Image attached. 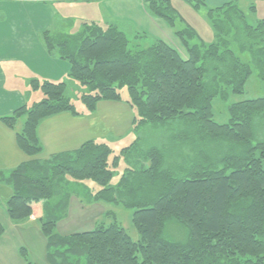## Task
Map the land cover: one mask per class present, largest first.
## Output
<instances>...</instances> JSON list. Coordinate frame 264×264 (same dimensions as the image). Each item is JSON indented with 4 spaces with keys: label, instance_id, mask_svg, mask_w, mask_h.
<instances>
[{
    "label": "trees",
    "instance_id": "16d2710c",
    "mask_svg": "<svg viewBox=\"0 0 264 264\" xmlns=\"http://www.w3.org/2000/svg\"><path fill=\"white\" fill-rule=\"evenodd\" d=\"M144 1L149 13L174 31L186 58L161 39L134 51L127 34L112 24L85 23L74 34L44 33L46 50L70 70L63 82L32 80L31 91H41L43 99L0 119L14 130L24 118L17 142L33 159L0 173V184L13 191L8 216L16 224L32 216L40 221L48 264H264V97L229 105L226 123L217 122L214 113L216 100L228 103L245 94L254 72L264 83V48L254 50L264 43V19L249 23L240 0L216 8L188 0L195 10L207 9L214 36L206 42L173 0ZM247 11L256 13L255 4ZM237 25L252 49L248 62L233 49L235 43L240 53L248 49L234 38ZM72 82L83 88L80 99L90 113L102 101L122 102L127 91L135 112L132 133L147 127L157 139L146 144L147 167L117 172L120 156L97 141L36 159L44 152L40 124L63 113L79 115L71 101ZM67 178L84 187L88 204L133 210L140 240L131 238L114 212L91 231L59 235L57 225L73 195ZM172 225L178 226L176 234L170 233ZM22 255L32 264L24 249Z\"/></svg>",
    "mask_w": 264,
    "mask_h": 264
},
{
    "label": "crops",
    "instance_id": "0c3cea01",
    "mask_svg": "<svg viewBox=\"0 0 264 264\" xmlns=\"http://www.w3.org/2000/svg\"><path fill=\"white\" fill-rule=\"evenodd\" d=\"M226 1L219 0L217 5ZM246 2L251 3L250 0ZM259 3L264 11V0H259ZM139 8L143 11L139 4L131 8L136 16ZM146 9L142 17L146 21H153ZM131 14H134L133 11H130ZM164 32L166 36L157 38L179 51L176 47L181 42L177 41L174 31L168 27ZM26 42L24 36H18L14 42H6L7 45L0 50V119L10 116L17 109L30 106L32 80L54 83L67 80L70 70L68 62L52 56L43 40L39 39L29 47ZM76 110L78 116L63 113L40 124L38 136L44 152L38 159L48 160L54 155L75 151L89 141L112 143L125 139L132 132L135 112L126 101H102L93 113L88 112L83 103ZM17 132L16 128L12 130L0 121V173L11 172L33 160L19 148ZM12 196V189L0 184V226L3 228L0 234V264H27L22 249L32 264H48L47 240L41 232L40 221L32 216L22 223L12 222L6 209V203ZM110 208L103 203L88 204L81 194L72 195L67 199L66 216L57 225V232L61 236H68L91 231L107 212H113ZM61 213H64V208Z\"/></svg>",
    "mask_w": 264,
    "mask_h": 264
},
{
    "label": "rangeland",
    "instance_id": "374dc122",
    "mask_svg": "<svg viewBox=\"0 0 264 264\" xmlns=\"http://www.w3.org/2000/svg\"><path fill=\"white\" fill-rule=\"evenodd\" d=\"M250 1L255 4L256 13L247 11L251 3L248 4L246 0H240L239 5L241 9L244 10L247 21L249 20L248 22L253 25L264 19V11L261 9L259 0ZM205 3L209 6H207L208 8H216L222 6L226 2L217 5L219 0H205ZM137 4L143 7V11L142 8H139L138 15L136 16L135 11L131 8L136 7ZM173 5L183 18L197 30L204 41L212 42L214 35L210 21L206 16V7L195 10L188 0H173ZM145 6L147 8V4L144 0H0V50L7 45L6 42L12 43L18 36H24L27 41V47H29L31 43H36L39 39L42 41L45 32L74 34L81 30L83 24L92 22L104 26L110 24L119 26L122 31L127 34V38L131 42L129 47L134 51L138 48L149 47L154 44L155 39L166 36L167 33L165 34L164 31L169 26L163 19L152 16L149 11L144 8ZM144 9H146L148 17L150 19L152 18L153 21H146V18L142 17V14L145 15ZM130 11L134 13L131 14V16ZM132 22L135 23V25H133ZM234 30L238 32L234 38L239 37L242 39L243 42H240L241 45L248 49H246L244 53H240L238 51L239 49L237 50L235 46L236 41L232 39V44L235 43L233 49L236 50V54H238L243 61L248 62L252 56V54H250L252 49L244 45L247 39L245 36L242 38L243 34L238 25L234 27ZM177 41L179 42L180 40L177 38ZM237 44V46H240L239 43ZM260 46L264 48V43L255 47L254 50L259 51ZM176 48L179 49L178 52L182 57H187L186 50L182 43ZM72 83L71 88H73V90L71 92V101L77 108H80L82 105L80 97L83 88H81L78 83ZM122 93V100L129 101L130 99L127 91L123 90ZM260 97H264V83L258 79L257 73L254 72L246 85L245 94L242 96H232L228 103H223L219 99L214 102L215 120L219 123H226L228 121L227 109L229 105L235 102ZM42 99L43 94L41 91H30V105ZM24 121V118H22L16 125L18 131L22 130ZM148 131L149 128L147 129L146 127L139 130L137 133L131 132L125 139L108 143L115 152L113 154L120 156L121 162L117 172L121 173V171L128 166L140 169L150 164L149 160L144 156L146 153L145 151L149 148L148 145L155 142L157 139L151 137ZM129 146H134L135 148H131L130 150L124 149ZM40 156L36 158L38 159ZM118 179L119 178L116 177L114 183H116ZM65 183H67L65 187L68 188L67 190L69 192H73V195L77 193L82 195L84 187L78 186V184L70 178L65 179ZM88 183L97 187L91 182ZM84 197L86 198V195ZM108 206L111 207L110 209L116 214L118 222L131 238L135 241H139L140 236L132 223L134 211L122 206ZM177 227L176 225L169 226L170 233L172 231L174 232V229L176 230ZM174 233L176 234V232ZM174 239L176 238L174 237Z\"/></svg>",
    "mask_w": 264,
    "mask_h": 264
}]
</instances>
